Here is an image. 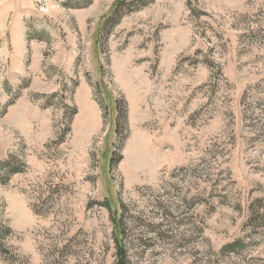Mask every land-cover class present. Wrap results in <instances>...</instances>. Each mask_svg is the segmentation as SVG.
<instances>
[{
	"label": "rangeland",
	"instance_id": "1",
	"mask_svg": "<svg viewBox=\"0 0 264 264\" xmlns=\"http://www.w3.org/2000/svg\"><path fill=\"white\" fill-rule=\"evenodd\" d=\"M264 264V0H0V264Z\"/></svg>",
	"mask_w": 264,
	"mask_h": 264
},
{
	"label": "trees",
	"instance_id": "2",
	"mask_svg": "<svg viewBox=\"0 0 264 264\" xmlns=\"http://www.w3.org/2000/svg\"><path fill=\"white\" fill-rule=\"evenodd\" d=\"M117 264H125V253L119 244H117Z\"/></svg>",
	"mask_w": 264,
	"mask_h": 264
}]
</instances>
